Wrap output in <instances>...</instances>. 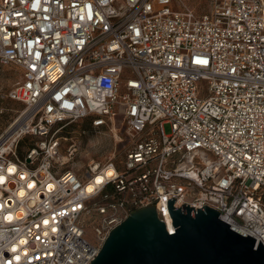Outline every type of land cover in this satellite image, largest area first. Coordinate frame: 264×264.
I'll return each mask as SVG.
<instances>
[{"label": "built area", "instance_id": "built-area-1", "mask_svg": "<svg viewBox=\"0 0 264 264\" xmlns=\"http://www.w3.org/2000/svg\"><path fill=\"white\" fill-rule=\"evenodd\" d=\"M0 65L25 107L0 136V264H90L154 202L174 234L171 199L264 247V0H0ZM86 120L132 147L61 171Z\"/></svg>", "mask_w": 264, "mask_h": 264}, {"label": "water", "instance_id": "water-1", "mask_svg": "<svg viewBox=\"0 0 264 264\" xmlns=\"http://www.w3.org/2000/svg\"><path fill=\"white\" fill-rule=\"evenodd\" d=\"M155 203L133 210L116 226L90 264H264V247L203 206L167 209L174 227L168 234Z\"/></svg>", "mask_w": 264, "mask_h": 264}, {"label": "rangeland", "instance_id": "rangeland-1", "mask_svg": "<svg viewBox=\"0 0 264 264\" xmlns=\"http://www.w3.org/2000/svg\"><path fill=\"white\" fill-rule=\"evenodd\" d=\"M185 3H195L198 0H184ZM20 72L15 67L0 65V136L12 127L20 118L25 109L24 105L8 99L7 94L15 82L19 80ZM22 120V119H21ZM116 127H119L116 123ZM166 134L169 126H164ZM59 153L67 156L69 146H74L75 152L72 157L67 156L68 161L60 168L61 171L71 170L81 174L90 161L104 163L114 156L119 163L131 149L133 139L128 137L123 129L100 128L93 129L89 120L64 128L60 134ZM121 140L117 142L118 139ZM38 139L26 137L18 145L17 151L25 154L30 144ZM61 156V157H62ZM64 161V160H63ZM91 238L90 235H88Z\"/></svg>", "mask_w": 264, "mask_h": 264}, {"label": "bare ground", "instance_id": "bare-ground-1", "mask_svg": "<svg viewBox=\"0 0 264 264\" xmlns=\"http://www.w3.org/2000/svg\"><path fill=\"white\" fill-rule=\"evenodd\" d=\"M22 120H20L19 122H21ZM116 139H118L117 137H116ZM121 140H119L118 139V141L117 142H120ZM62 156V155H61ZM67 157V156H66ZM65 156H62L61 158H62V160H64V161H66L67 160V158H66ZM170 227V226H169ZM171 230V229H170Z\"/></svg>", "mask_w": 264, "mask_h": 264}, {"label": "trees", "instance_id": "trees-1", "mask_svg": "<svg viewBox=\"0 0 264 264\" xmlns=\"http://www.w3.org/2000/svg\"><path fill=\"white\" fill-rule=\"evenodd\" d=\"M23 142V141H22ZM33 144V143H32ZM32 144H30V146L28 147V148H30V147H32ZM18 156H20V157H22L23 155L21 154V152L20 151H18Z\"/></svg>", "mask_w": 264, "mask_h": 264}]
</instances>
